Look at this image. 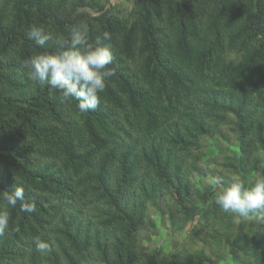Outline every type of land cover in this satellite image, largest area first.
I'll list each match as a JSON object with an SVG mask.
<instances>
[{
	"label": "trees",
	"instance_id": "obj_1",
	"mask_svg": "<svg viewBox=\"0 0 264 264\" xmlns=\"http://www.w3.org/2000/svg\"><path fill=\"white\" fill-rule=\"evenodd\" d=\"M104 1L62 10L53 0H0V211L9 213L0 264H199L197 252L139 248L148 208L165 196L186 218L229 232L241 264H264V220L246 233L247 217L221 211L213 185L205 195L193 184L216 135L225 187L234 175L246 186L264 175V0H133L129 16ZM82 22L93 46L111 34L115 71L86 114L24 67L60 50L37 45L33 26L68 37ZM20 185L34 212L2 200ZM36 238L52 251L37 252Z\"/></svg>",
	"mask_w": 264,
	"mask_h": 264
},
{
	"label": "clouds",
	"instance_id": "obj_2",
	"mask_svg": "<svg viewBox=\"0 0 264 264\" xmlns=\"http://www.w3.org/2000/svg\"><path fill=\"white\" fill-rule=\"evenodd\" d=\"M37 45L54 43L59 51L34 55L24 61L27 74L33 82L47 83L60 93L61 103L78 101L81 114L94 111L102 102L100 93L107 87V81L115 75L109 68L114 58L110 43L111 34L104 31L97 37V46L89 43V31L86 23L74 26L68 37L54 35L42 26H33L28 33ZM101 41L108 42L103 43ZM209 183L219 185L220 180L213 177ZM2 200L7 206L15 208L20 201L21 211L34 212L36 205L25 202V188L15 186L12 191H3ZM215 203L224 213L237 214L264 220V175H258L251 186L242 181L233 182L220 190ZM9 227V213L0 211V234ZM36 251L45 254L52 251L51 245L36 238Z\"/></svg>",
	"mask_w": 264,
	"mask_h": 264
},
{
	"label": "rangeland",
	"instance_id": "obj_3",
	"mask_svg": "<svg viewBox=\"0 0 264 264\" xmlns=\"http://www.w3.org/2000/svg\"><path fill=\"white\" fill-rule=\"evenodd\" d=\"M74 1L77 2V0H53L55 4L60 5V9L62 10L70 9V5L74 4ZM86 1L88 3L100 4V6L105 3L104 0ZM111 2L113 4V11L116 14L121 16L130 15L133 0H111ZM233 58L234 55L227 56L226 61L228 63L233 62ZM228 128V126H222L221 128L225 133V141L229 139L231 143H235L234 135L228 132ZM213 138L205 140L208 147L199 153V155H202V159L199 161L197 167L200 171V176H195L193 179V184L195 183L196 185H199L202 181L201 185L203 186L202 188L199 187V192L205 195H208L205 190L211 186L209 181L213 177L220 180L226 174L224 167L220 163L222 162L223 153H218L214 148L216 144L220 143L221 139H219L218 135ZM194 169L196 168L194 167ZM239 177L240 175H234L231 183L239 181ZM246 177L249 178L248 184H250L252 175L247 174ZM213 186V199H215L218 192L226 187L221 182L219 185ZM160 200L158 206H150L148 208L147 223L140 234L139 248L148 253L159 249L163 256L171 258L184 256L186 251H189V253L197 252L201 258L194 259L199 264H241L239 259L236 258L237 255L235 253H237V248L235 244L232 240L228 241L229 232L222 231V227L219 226H209L200 218H186V215L178 210L179 203L170 196H165ZM183 202L184 204L192 203L191 201L185 202L184 200ZM171 212L175 215V221L170 218ZM244 221H246V233H252L253 228H251V225L254 226L259 222L258 219L248 217ZM214 229L217 232H213ZM93 264L100 263L94 262Z\"/></svg>",
	"mask_w": 264,
	"mask_h": 264
}]
</instances>
